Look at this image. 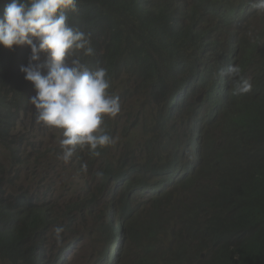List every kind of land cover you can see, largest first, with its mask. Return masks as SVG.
<instances>
[{
    "label": "trees",
    "instance_id": "1",
    "mask_svg": "<svg viewBox=\"0 0 264 264\" xmlns=\"http://www.w3.org/2000/svg\"><path fill=\"white\" fill-rule=\"evenodd\" d=\"M151 1L155 0H78L79 11L69 12L68 22L89 33L94 48L92 56L80 54L81 62L90 70L103 67L110 78L118 80L121 72L135 66L148 74L154 54L162 58L179 57L181 50L187 52L188 47L193 49L197 45H202L205 51L220 53L223 44L236 45V65L257 94H232L235 84L221 90L220 96L216 91L214 104H219L221 98L223 101L210 130L219 132L220 139L208 137L197 160H189L196 153L185 157L187 148L192 146V137L187 140L180 133L169 136L163 121L153 127L151 138L146 134L144 142L139 144L125 140L117 158L102 159L97 172L99 191H106L112 202L118 200L121 205L115 202L106 214L109 222L104 233L109 242L102 250L105 256L101 261L121 264L132 254L136 260L129 264H194L193 261L264 264V15H257L261 28L250 34V40L249 35L243 34L241 39V32L247 31L244 23L257 21L251 13L232 17L239 29L234 28L232 21L217 24L216 29L226 31L225 38L217 40L211 38V28L204 24L206 17L199 11V6L213 10V4L199 0V6L196 3L189 8L186 0H156L160 5L155 7ZM8 2L3 0L0 15ZM145 3L147 7L142 6ZM184 20L189 21L187 27L182 24ZM29 55L27 46L13 50L0 47V149H5L16 163L22 157L13 151L18 145L14 131L21 117L27 115L28 107L32 106L29 100L35 95L33 85L20 72ZM231 58L232 54L224 55L225 61ZM46 59L42 54L40 64ZM183 64L177 61L172 65L176 71ZM167 66L169 63H164V68ZM41 71L46 74L47 70L42 67ZM224 82L219 86L224 87ZM215 86L209 79L200 83L202 92H212ZM179 97L182 96L170 97L167 104L161 100L159 114L163 115ZM183 97L168 113L169 123L174 122L175 112L186 111L179 117L187 118L190 108L184 106L186 96ZM190 118L191 125L194 119L204 122L197 114ZM193 129L197 127L193 125ZM193 140L195 151L196 139ZM101 154H106V149H101ZM154 181L157 183L149 184ZM2 183L0 176V257L6 258L8 264H22L21 261L37 264L41 251L37 238L56 224L57 219L51 222L46 211L27 195L9 194L6 197L12 198V202L4 201ZM179 189L187 202L170 203L174 190ZM143 196L150 204L146 212L144 205L142 209L133 206V201ZM177 204L187 212H173L159 220L162 213H170ZM142 214L152 221L145 223L147 215L142 217ZM177 218L178 225L174 221ZM3 223L6 228L2 227ZM33 240L38 244L33 246ZM109 245L116 248L108 250ZM38 263L47 264V261Z\"/></svg>",
    "mask_w": 264,
    "mask_h": 264
},
{
    "label": "clouds",
    "instance_id": "2",
    "mask_svg": "<svg viewBox=\"0 0 264 264\" xmlns=\"http://www.w3.org/2000/svg\"><path fill=\"white\" fill-rule=\"evenodd\" d=\"M198 1L195 0L193 6L196 3L198 5ZM205 2L208 5L213 4L215 7L213 10L207 11L205 6L198 5L200 12L206 17L204 24L208 29L211 28V38L217 40L225 38L226 31L216 29L217 24L232 21L234 28L239 29L232 17H242L249 13L256 16L257 21L244 23L247 31L241 32V39L243 38L242 34L249 35L247 38L251 39L250 34L261 28L257 15H264V0H229L228 3L224 0H205ZM151 3L155 7L160 5L156 0ZM223 3L230 4L224 7ZM77 5L78 0H9L4 7L3 14L0 15V47L13 50L17 47L27 46L30 49L28 63L20 67L24 79L30 82L35 90V95L30 98L29 102L34 107L37 122L60 131L63 137L60 140L62 149L60 158L65 162L73 157L78 146L81 148L87 146L93 156H99V149L114 144L115 139L105 131L102 125L106 117L115 118L121 111L120 97L114 95L113 84L116 79L110 78L103 67L90 70L81 62L80 54L92 56L94 48L91 43V35L74 28L68 22V13L79 11ZM142 6L147 7V4ZM187 47L188 45H185L186 50ZM188 48L187 52L181 50L179 57L162 58L154 54L153 60L148 65V74L138 66L128 69V71L138 72L142 80V87L139 89L146 95V102L142 106L146 112L154 111L155 113L147 122L150 128L144 132L149 138L152 137V129L158 122L163 121L167 129L170 118V116L167 117L168 113L181 103L183 96H186L184 106L190 108L187 111V119L177 117L173 123L177 128L176 133L184 135L187 140H191L192 137V146L187 148L185 157L196 153L197 156L191 157L189 160H197L202 144L208 137L220 139L219 132L210 130V125L223 101L221 98L219 104H214L213 97L216 91L217 96H220L221 90L230 84H235L232 94L237 92L241 93V96L247 94L255 96L257 91L249 80L243 79L241 76V68L236 65L237 62L234 60L238 55L235 50L236 45L229 47L223 44L220 47V53H213L211 49L205 51L202 45L193 46V49ZM42 54L47 57L43 65L40 64ZM225 54H232L231 60L225 61ZM177 61L184 64L175 71L172 64ZM164 63H169V66L164 68ZM42 67L46 68V74L42 73ZM180 74L186 75L176 78L173 83L171 76ZM250 75L249 77H251ZM207 79L216 85L214 90L209 93L202 92L200 88V83ZM223 80L225 85L220 87L219 83ZM183 84L186 86L182 87ZM179 87L182 90H178ZM176 94L182 96L179 97L181 100L179 102L176 100L173 106L172 103L165 113L160 115L161 100H166L164 104H167L170 97ZM207 104L211 106V110L208 114H202ZM136 106H138L137 102L134 108ZM184 112L186 111L179 112V116L185 114ZM196 114L204 122L198 123L194 119V123L191 125L192 118L190 116ZM177 120L179 126L176 125ZM152 121L154 122L151 124ZM193 125L197 127V130L193 129ZM193 139H196L195 151ZM156 183L157 181H154L149 184ZM178 191L183 192L181 189ZM157 194L158 192L155 191L154 195ZM145 195L148 196V193ZM1 198L6 202H12V198ZM176 200L177 198L174 196L169 202L176 204ZM113 202L121 205L118 200ZM184 202L186 203L187 200ZM76 206L75 203L73 211ZM175 208L182 207L177 204L173 210ZM53 220L51 219V222ZM59 221L61 222L57 218L56 224L50 229L57 227ZM2 225L4 228L7 227L5 223ZM47 231L45 230V232ZM62 231L63 229L60 227L55 229L57 235ZM109 248L114 250L116 246L109 245L107 249L109 250ZM98 254L99 258L103 257L102 249ZM57 256L55 261L53 260L54 262H56ZM4 262L7 263L6 258H1L0 263Z\"/></svg>",
    "mask_w": 264,
    "mask_h": 264
},
{
    "label": "rangeland",
    "instance_id": "3",
    "mask_svg": "<svg viewBox=\"0 0 264 264\" xmlns=\"http://www.w3.org/2000/svg\"><path fill=\"white\" fill-rule=\"evenodd\" d=\"M186 1L189 7L195 3V0ZM2 2L0 0V5ZM182 24L187 27L189 21L184 20ZM113 85L114 95L120 97L121 111L115 118L104 119L102 127L115 139L114 144L102 149H106V154L93 156L87 148L78 146L73 157L65 162L60 158V140L63 138L60 131L37 122L33 106L28 107L27 115L21 117L14 131L18 145L13 151L17 157H22L21 162H14L5 149H0L4 197L9 194L27 195L38 208L46 211L49 219L61 220L57 227L63 231L59 235L55 232L57 227H54L37 238L41 247L38 255L40 263L45 260L47 264H53L57 254L68 252L62 264H105L98 252L109 242L104 233L109 222L106 214L116 203L112 202L106 191H99V166L104 158H117L125 140H133L135 144L144 142L147 122L155 114L154 111L146 112L142 106L146 102V95L139 89L142 80L137 71L121 72ZM136 102L138 106L134 108ZM174 194L179 202L186 201L181 191L174 190ZM143 197L134 200L133 206L142 209L144 205L146 212L150 204L146 198L148 196ZM75 203L77 206L73 211ZM173 212H187V209L175 208L170 213H162L159 220L163 221L165 216ZM144 215L147 214L141 216ZM144 220L145 223L152 221L148 215ZM178 220L174 219L176 225ZM181 234L186 236L184 232ZM38 243L33 240V246ZM68 246L73 249L67 250ZM59 255L55 264H60ZM134 260L136 257L131 254L121 264H129ZM193 263L196 264V261Z\"/></svg>",
    "mask_w": 264,
    "mask_h": 264
},
{
    "label": "water",
    "instance_id": "4",
    "mask_svg": "<svg viewBox=\"0 0 264 264\" xmlns=\"http://www.w3.org/2000/svg\"><path fill=\"white\" fill-rule=\"evenodd\" d=\"M181 100V98H178L177 99V101L179 102ZM210 110H211V106L209 105V104H207L206 105V107H205V109L202 111V114H208L209 112H210ZM201 111V110H200ZM178 113H175L174 115H175V119H177V117H179V114L177 115ZM171 121V116H170V118L168 119V123ZM169 124H171L170 125V127H168L166 130V133H168L169 134V136H172V135H174L175 133H176V130H177V128H176V126H174V123L172 122V123H169ZM176 125L177 126H179V121L177 120L176 121ZM135 198V196H133V199ZM130 213L132 214V212L130 211ZM47 248V247H46ZM71 249H73L71 246H69V247H67V250H71ZM68 252H65V253H62V254H60L61 255V257H62V259L63 260H61L60 261V264H62V263H64L65 262V260H66V258H67V256H68ZM203 257V256H202ZM56 263V262H55Z\"/></svg>",
    "mask_w": 264,
    "mask_h": 264
},
{
    "label": "bare ground",
    "instance_id": "5",
    "mask_svg": "<svg viewBox=\"0 0 264 264\" xmlns=\"http://www.w3.org/2000/svg\"><path fill=\"white\" fill-rule=\"evenodd\" d=\"M187 2H188V1H187ZM228 5H229V4H228ZM226 6H227V5H226ZM198 10H199V9H198ZM199 11H200V10H199ZM173 28H174V27H173ZM203 50H204V49H203ZM250 63H251V62H250ZM173 81H174V80H173ZM179 89H180V88H179ZM176 95H177V94H176ZM172 98H173V97H172ZM221 113H222V112H221ZM186 119H187V118H186ZM197 119H198V118H197ZM199 123H200V122H199ZM192 124H193V123H192ZM220 125H221V124H220ZM193 141H194V140H193ZM171 157H172V156H171ZM172 161H173V160H172ZM113 162H114V161H113ZM167 162H169V161H167ZM162 163H163V162H162ZM140 164H141V162H140ZM165 165H166V164H165ZM142 176H143V175H142ZM172 176H173V175H172ZM164 177H165V176H164ZM134 178H135V177H134ZM134 178H133V179H134ZM138 178H139V177H138ZM135 179H136V178H135ZM167 179H168V178H167ZM167 179H166V180H167ZM171 179H172V178H171ZM171 179H170V180H171ZM168 180H169V179H168ZM170 180H169V181H170ZM167 183H168V182H167ZM81 207H82V206H81ZM107 248H108V247H107ZM105 249H106V248H105ZM103 255H104V254H103ZM59 256H60V255H59ZM104 256H105V255H104ZM202 256H203V255H202ZM202 256H201V257H202ZM59 258H60V257H59ZM60 259H61V258H60ZM58 261H60V260H58ZM57 263H58V262H57ZM42 264H43V263H42ZM58 264H59V263H58Z\"/></svg>",
    "mask_w": 264,
    "mask_h": 264
}]
</instances>
